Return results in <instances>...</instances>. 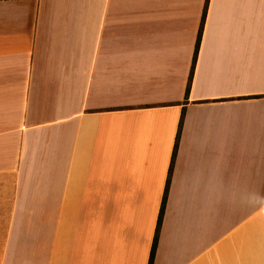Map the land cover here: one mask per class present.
Here are the masks:
<instances>
[{
  "label": "crops",
  "instance_id": "crops-1",
  "mask_svg": "<svg viewBox=\"0 0 264 264\" xmlns=\"http://www.w3.org/2000/svg\"><path fill=\"white\" fill-rule=\"evenodd\" d=\"M156 232L152 264H264V0H0V264Z\"/></svg>",
  "mask_w": 264,
  "mask_h": 264
},
{
  "label": "trees",
  "instance_id": "trees-1",
  "mask_svg": "<svg viewBox=\"0 0 264 264\" xmlns=\"http://www.w3.org/2000/svg\"><path fill=\"white\" fill-rule=\"evenodd\" d=\"M203 23H204V14L202 15L201 22H200V27H199L198 34H197V37H196L195 48H194V58H193V62H192V69H193L194 62H195V59H196V56H197V53H198V47H199V44H200ZM189 83H188V86L186 87V94L188 93ZM164 205H165V197H163V200H162V203H161V207H160V214H159V219H158V229H159V226H160V223H161V220H162V215H163V211H164ZM156 243H157V232H156V234L154 236V239H153V243H152V247H151V251H150V257H149L148 264H152V262H153L155 248H156Z\"/></svg>",
  "mask_w": 264,
  "mask_h": 264
}]
</instances>
